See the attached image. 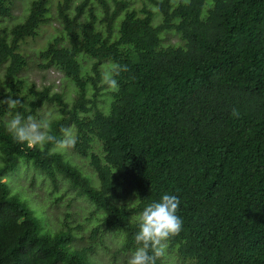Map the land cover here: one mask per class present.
Instances as JSON below:
<instances>
[{"label":"trees","instance_id":"1","mask_svg":"<svg viewBox=\"0 0 264 264\" xmlns=\"http://www.w3.org/2000/svg\"><path fill=\"white\" fill-rule=\"evenodd\" d=\"M13 1L0 0V21L12 15ZM98 1L108 8L107 0ZM115 1L102 18L89 7L86 20L81 6L71 14L73 0L58 3L63 36L40 51L39 66L59 70L75 84L72 105L50 87L31 84L30 94L23 95L20 74L28 61L22 43L50 22L53 1L31 0L24 19L0 32L1 84L7 97L23 104L0 105V116L19 112L27 119L44 102L55 103L60 115L51 134L59 140L73 125V148L89 159L99 180V187L93 185L52 144L17 143L1 122L0 264H89L87 250H71L70 233L47 230L11 194L4 175L21 159L53 182L67 179L103 211L93 237L120 231L122 251L135 250V215L168 193L181 201L183 230L170 245L183 261L264 264V0H149L156 11ZM168 31L182 44L164 45L162 33ZM82 55L94 60L92 74H84ZM106 62L127 65L128 71L117 77L120 90L104 111L97 83ZM96 139L102 155L93 151ZM133 198L141 201L116 202ZM157 264L165 262L159 258Z\"/></svg>","mask_w":264,"mask_h":264},{"label":"rangeland","instance_id":"2","mask_svg":"<svg viewBox=\"0 0 264 264\" xmlns=\"http://www.w3.org/2000/svg\"><path fill=\"white\" fill-rule=\"evenodd\" d=\"M52 1L50 22L42 25L37 37L29 38L22 43L21 50L28 61L27 67L20 74L26 81L23 95L30 94L31 84H35L37 89L50 87L51 92L63 94L66 101L72 105L78 94L75 84L63 72L54 68L44 70L39 66L41 63L39 57L40 51L53 38L63 36L64 32L57 14V6L60 0ZM128 1L133 8L140 9L146 5L156 11L155 6L149 0ZM83 2L84 0H73L71 8L72 15L79 12ZM30 3L31 0H14L12 15L0 21V32L5 28L10 29L16 23L22 21L28 12ZM116 6L117 3L115 0H107L108 8L98 0H90L87 7L84 8V6H81L84 8L81 19L86 20L88 18L89 7L94 9L99 18H102L107 9L112 12ZM160 21L161 15L156 13L154 22L158 23ZM117 26L118 24L116 23V28ZM162 40L164 45L182 44L179 35L173 31L163 32ZM80 59L83 64L84 74H92L94 60L85 55H82ZM107 63L109 62L101 64V72ZM4 73L5 68H0V100H6L8 98L6 94L9 90L1 84ZM97 87V91L100 93L99 105L104 111H107L113 99L112 93L108 92L106 86L101 83V78L98 80ZM95 92V88L90 84L88 86V97L93 99ZM89 106L91 107V105ZM48 115H50L52 122L59 117L60 113L55 103L44 102L39 108L38 114L33 117L40 119ZM13 116H0V123H7ZM68 128H71L72 132L76 134L73 125ZM63 135L60 139L63 138ZM52 151L63 153L68 160L91 178L93 185L99 187L98 176L94 168L90 165L88 158L80 155L73 147L61 149L53 145ZM93 151L99 155L103 154L101 143L97 139L93 143ZM4 181L8 183L11 194L18 196L33 211L43 227L53 233L60 231L70 233L72 236L70 242L71 250H87L86 256L89 264H128L132 251L121 250L124 234L120 231H101L96 237H93V230L101 224L104 212L97 210L94 203L81 195L78 189L74 188L67 179L58 176L57 181L53 182L45 173L36 169L32 164L25 162L24 159H21L16 170L4 175ZM135 201L136 199L133 198L126 202H116L129 206ZM161 258L165 264H192L190 261H183L171 245Z\"/></svg>","mask_w":264,"mask_h":264},{"label":"clouds","instance_id":"3","mask_svg":"<svg viewBox=\"0 0 264 264\" xmlns=\"http://www.w3.org/2000/svg\"><path fill=\"white\" fill-rule=\"evenodd\" d=\"M127 71V65L109 62L101 72V83L106 86L108 92L118 93L120 86L117 77ZM0 104H7L8 109L23 105L19 100L13 99L11 95H8L6 100H0ZM232 115L238 118L239 111L233 109ZM6 130L17 143L27 144L29 148H43L52 144L61 149H69L74 147L77 142V137L71 128L63 130L64 135L60 140L51 134L52 119L50 115L40 119L30 115L25 119L17 112L7 121ZM139 201L141 200L137 199L130 205H135ZM180 204L181 201L176 195L164 193L159 201L145 205L143 210L134 217L138 226V231L134 235L136 247L131 252L128 264H157V260L165 255L171 241L178 237L183 230V220L177 214Z\"/></svg>","mask_w":264,"mask_h":264}]
</instances>
